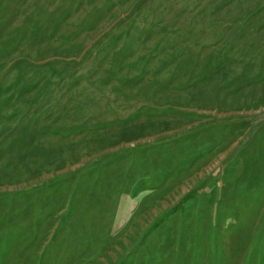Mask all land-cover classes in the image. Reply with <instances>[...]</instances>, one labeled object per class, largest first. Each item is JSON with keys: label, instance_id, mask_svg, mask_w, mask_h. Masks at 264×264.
<instances>
[{"label": "rangeland", "instance_id": "374dc122", "mask_svg": "<svg viewBox=\"0 0 264 264\" xmlns=\"http://www.w3.org/2000/svg\"><path fill=\"white\" fill-rule=\"evenodd\" d=\"M0 264H264V0H0Z\"/></svg>", "mask_w": 264, "mask_h": 264}]
</instances>
